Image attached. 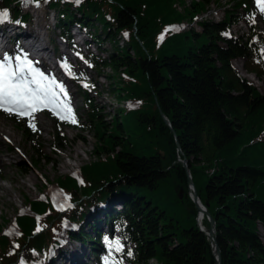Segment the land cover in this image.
<instances>
[{
	"label": "trees",
	"instance_id": "obj_1",
	"mask_svg": "<svg viewBox=\"0 0 264 264\" xmlns=\"http://www.w3.org/2000/svg\"><path fill=\"white\" fill-rule=\"evenodd\" d=\"M231 2L235 9H227L223 21L201 23V33H178L168 28L193 22L212 0H34L55 11V30L72 50H81L72 29L87 34L88 51L95 45L107 52L104 44L111 45L105 58L90 51L83 63L100 75L107 68L121 73V87L113 91L135 107L105 122L89 97L97 90L94 81L87 71L70 69L71 82L88 85L80 90L90 109L87 119L75 114L76 124L63 121L59 129L92 131L97 160L81 169L80 179H58L71 208L59 210L45 195L16 217L15 235H4L0 225V264H57L63 242L91 244L92 256L111 264L107 241L117 239L124 247L115 254L122 263L216 264L180 158L187 160L196 193L216 221L222 264H264V94L234 66L243 61L247 74L264 78V32L258 23L264 24V14L254 0ZM23 6L21 0H0L11 21L0 27L28 31L33 18ZM112 6L117 12L109 17ZM242 20L249 33L236 37L231 28ZM123 31L143 55L138 57ZM203 37L208 43L200 44ZM138 73L144 85L136 82ZM148 100L152 106L141 104ZM5 116L22 125L28 141L35 138L26 119ZM69 143L55 136L58 147ZM34 152L43 160L35 146ZM20 170L27 173V165ZM203 226L210 227L207 217Z\"/></svg>",
	"mask_w": 264,
	"mask_h": 264
},
{
	"label": "rangeland",
	"instance_id": "obj_2",
	"mask_svg": "<svg viewBox=\"0 0 264 264\" xmlns=\"http://www.w3.org/2000/svg\"><path fill=\"white\" fill-rule=\"evenodd\" d=\"M186 1L188 4H191L194 0ZM218 2H221V5H218ZM36 5L37 4H34L33 2L30 4H24L23 12L29 13L33 18L31 24L25 27L34 33L40 30L43 37L47 39V42L48 40L51 42L53 40L56 41V45L60 46L56 51L60 54V59L58 65L56 64L58 61L57 57L55 58L56 61H49L47 63L48 70L39 64L38 60H36L37 58H33L36 57V55H31L30 53L31 56L29 59L33 62H38L35 63V67L38 70L44 72L45 75L50 78H55L58 82L65 85L74 113L81 119H87L90 107L86 102L84 93L80 90V86L82 85L80 81L73 83L71 81L69 82L65 78L66 71L63 69L61 70V66L59 65L63 64V62L61 63L63 58L65 59L64 63L68 62L73 65L75 71L79 69L87 71V76L94 81V84L97 86V90L92 91L89 97L94 102V106L101 110V115L105 122H109L113 117H115L118 110L127 109L128 105L125 104L124 101H120L118 99V94L113 91V88H115L116 85L121 87L120 83H122V81H120V79L123 78L122 74L117 71L113 72L110 68L105 69L101 75L95 71L88 70L87 66L81 62L82 58L80 59L78 54H73L69 48L66 49L62 47V40L59 38V31L55 30L57 20L54 19V14L52 15L49 13L47 7L44 5ZM227 9H235L231 0H212V3L207 9L209 12L193 23L186 21L182 24V27H180L181 30H179V33L188 31L201 33L203 29L198 22L212 20L219 22L223 21L226 17ZM116 12L117 9L115 6H112L108 11L109 17H113ZM38 22L40 23V26L38 25ZM258 23L261 27V31L264 32V24L260 20H258ZM100 24L104 26V22H101ZM105 29L109 30V27L106 26ZM15 30L16 32L18 31L17 29ZM232 30L234 36L236 37H243L249 33L244 20L233 26ZM123 32L124 34H127L126 39H128V41H130L133 45V49L137 53L138 57H140L141 54L143 55L144 51L142 47L131 39V36L127 31ZM75 34L76 32L73 31L72 35ZM92 37L96 40V42L99 44L101 43V40L97 38L96 35L92 34ZM75 39H73L74 43L79 44L81 42L79 39ZM9 43L11 45L10 52L1 51V54H4L5 52L14 56L19 53L27 52L23 47L20 48V51L15 50L14 52L13 40ZM22 43H24V41ZM205 43H208L207 37H203L200 44ZM195 44L196 40L193 39L192 45ZM81 48L84 56L90 51L94 54L100 55L96 47L93 48V46H91L90 51H88L82 43ZM103 48L107 50V52L112 50L109 43L104 44ZM261 51H263L262 47ZM107 52L104 51L101 54L102 57L105 58L107 56ZM238 62L240 61H234V66ZM52 68H54V72L51 71ZM237 70L243 77H245L239 69ZM144 78L145 76L143 73H138L135 80L137 83L144 85ZM245 78L254 83L260 92L264 94V78L258 79L255 77L254 81L248 77ZM141 104L146 106L153 105L150 100L143 103L141 102ZM125 111L126 110H124V112ZM57 119L59 120V123L57 122ZM60 122H63V120H60L47 110L37 112L35 114L34 121L36 130L29 127L27 121L26 124H24L25 127H29L28 133L35 135L33 140L28 141L26 136L21 131L20 126L22 125L12 122L3 113H0L1 127L7 133L6 140L0 142V186L7 187L12 192L11 196H4L2 195L3 192H0V225L2 226V233L4 235L8 236V232L14 228L16 217L19 214L23 215L29 212L30 201L43 198L45 195L49 196L50 191L57 187V181L59 178L77 175V172L81 171L85 165L97 160V157L93 153L96 145L93 132L81 131L79 128L66 125H62L60 130ZM58 133L63 135L64 138L70 142L68 146L60 148L55 144V136ZM80 138L82 140L79 141ZM34 146L43 155V160L38 161L37 155L34 152ZM22 164L27 165V173L20 170V165ZM71 165H75V168H72ZM30 177L35 178V181L29 182ZM25 182L27 183L25 184ZM102 231L103 233H107V229L104 225L102 227ZM91 248L92 245L88 243L66 242V244H64L63 242L62 249L55 255L57 257L56 261H58V264H71V262L74 264V261L68 258L71 257L73 259H77L80 264H105V260L102 259L101 256H92ZM82 251H86V257H84V255L82 256V254L79 255V252L82 253ZM25 256L26 255L24 253L22 258ZM122 264L128 263L124 262Z\"/></svg>",
	"mask_w": 264,
	"mask_h": 264
},
{
	"label": "snow or ice",
	"instance_id": "obj_3",
	"mask_svg": "<svg viewBox=\"0 0 264 264\" xmlns=\"http://www.w3.org/2000/svg\"><path fill=\"white\" fill-rule=\"evenodd\" d=\"M21 2L30 4L34 0H21ZM76 2L79 3L80 0ZM254 3L259 12L264 14V0H254ZM36 6H39L38 3ZM6 21L11 22L8 10H0V24ZM15 23L19 24L20 21ZM160 39L162 40L163 36ZM35 63L38 62H33L23 53L14 56L4 53L0 56V111L15 115L18 119H26L33 130H36L35 114L42 110L49 111L60 120L76 124L78 121L65 85L38 70ZM65 68L68 74L72 75L67 65ZM84 87L88 85L85 84ZM52 199L59 210H64L65 206L71 207V204L67 203L69 197L62 193L53 195ZM107 248L111 264H122L115 255L124 252L121 241L108 240ZM127 255H131V252L129 251ZM105 264H109L108 259L105 260Z\"/></svg>",
	"mask_w": 264,
	"mask_h": 264
},
{
	"label": "bare ground",
	"instance_id": "obj_4",
	"mask_svg": "<svg viewBox=\"0 0 264 264\" xmlns=\"http://www.w3.org/2000/svg\"><path fill=\"white\" fill-rule=\"evenodd\" d=\"M39 22H38V25L40 26ZM15 34H16V30L11 28L10 26L0 27V56H2L1 51L10 52L11 45L9 42H11V37L14 36ZM55 44H56V41H55ZM19 47L20 48L23 47L26 49L27 52H25L23 54H27V55L29 54V58L32 54L36 55V57H33V58L34 59L37 58L36 60H38L39 64L42 67H47V63L49 61H51V62L56 61V59H55L56 57L58 60L56 64L58 65V63H59L60 54L56 53L55 46L52 45V42L50 40H48V42H47V39L43 37L42 32L40 30L36 31L35 33L28 34L27 37L25 38L24 43H22V42L19 43ZM30 53H31V55H30ZM63 55H64V53H63ZM235 67L237 69H239L244 74L245 77H248L249 79L254 81V79H255L254 76H251V75H248L247 73H244L243 61H240L237 64H235ZM6 134H7L6 131L1 127V124H0V142L1 141L3 142V140L4 141L6 140ZM10 140H11V138H10ZM12 141H13V138H12ZM71 166H72V168H75V165H71ZM34 181H35V178L30 177L29 182H34ZM26 183L27 182H25V184ZM0 192H3L2 195H4V196H6V195L11 196V193H12L9 188L3 187V186H0ZM200 220H201V222H203L204 219H200ZM81 254H82V256L84 255V257H86V255H87L86 251H82V253L79 252V255H81ZM68 258L72 259L74 261V264H80L77 259H73L71 257H68ZM70 259H68V260L71 261ZM57 264H58V261H57ZM71 264H73V262H71Z\"/></svg>",
	"mask_w": 264,
	"mask_h": 264
},
{
	"label": "water",
	"instance_id": "obj_5",
	"mask_svg": "<svg viewBox=\"0 0 264 264\" xmlns=\"http://www.w3.org/2000/svg\"><path fill=\"white\" fill-rule=\"evenodd\" d=\"M163 116V114H162ZM164 117V116H163ZM165 121L167 122V124L172 128L171 126V123L169 122V120L164 117ZM178 146H179V143H178ZM180 163H182V165L184 166V168L186 169L187 171V174H188V182L190 184V188L193 190V194H192V200L193 202L197 205L199 211H200V215H199V219H198V223L201 224V220L200 219H203L205 216L207 217V220L210 224V227L207 231V235L210 239V241L212 242V245L214 247V252H215V255L217 257V264H222L221 262V250L217 244V241H216V221L214 220V218L211 216V214L208 212L206 206H204L202 204V202L200 201L199 199V196L198 194L196 193V190H195V187H194V183H193V180H192V175L190 173V170H189V167H188V162L186 159H180L179 160Z\"/></svg>",
	"mask_w": 264,
	"mask_h": 264
}]
</instances>
